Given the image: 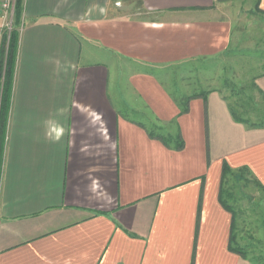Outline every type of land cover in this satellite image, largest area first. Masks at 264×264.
<instances>
[{
  "label": "crops",
  "instance_id": "0c3cea01",
  "mask_svg": "<svg viewBox=\"0 0 264 264\" xmlns=\"http://www.w3.org/2000/svg\"><path fill=\"white\" fill-rule=\"evenodd\" d=\"M118 1L23 0L0 264H257L230 249L220 192L224 166L246 168L263 221L264 122L171 73L237 46L242 7L264 17V0ZM253 85L264 101V71Z\"/></svg>",
  "mask_w": 264,
  "mask_h": 264
},
{
  "label": "rangeland",
  "instance_id": "374dc122",
  "mask_svg": "<svg viewBox=\"0 0 264 264\" xmlns=\"http://www.w3.org/2000/svg\"><path fill=\"white\" fill-rule=\"evenodd\" d=\"M117 5L123 12L136 14L143 11L142 0H119ZM242 16L247 18L245 22L241 21L246 27V36L237 46L220 57L185 64L191 72L181 78L173 76L180 70L171 74L175 82L184 86L190 84L191 92L212 88L223 90L230 96L237 114L254 125L264 122V101L253 85V76L264 71V17L254 15L248 5L242 7ZM19 26L14 21L13 30ZM225 178L223 198L234 209L236 219L232 245L253 262L264 264V218L262 221L263 212L257 205L261 201L260 188L246 168L230 170Z\"/></svg>",
  "mask_w": 264,
  "mask_h": 264
},
{
  "label": "trees",
  "instance_id": "16d2710c",
  "mask_svg": "<svg viewBox=\"0 0 264 264\" xmlns=\"http://www.w3.org/2000/svg\"><path fill=\"white\" fill-rule=\"evenodd\" d=\"M23 0H17L15 21L20 23ZM18 49V31L13 30L10 36L6 35L0 51V172L2 164V140L6 132L8 110L10 108L12 85L14 79L15 62ZM230 172L228 166H224L223 178ZM223 186L220 192V199L223 200ZM234 241L233 235L230 238V249L244 255L243 251L232 245Z\"/></svg>",
  "mask_w": 264,
  "mask_h": 264
},
{
  "label": "built area",
  "instance_id": "2783aa9c",
  "mask_svg": "<svg viewBox=\"0 0 264 264\" xmlns=\"http://www.w3.org/2000/svg\"><path fill=\"white\" fill-rule=\"evenodd\" d=\"M17 0H0V10L4 17V23L0 24V38L3 34L8 36L12 33L13 23L15 21Z\"/></svg>",
  "mask_w": 264,
  "mask_h": 264
}]
</instances>
